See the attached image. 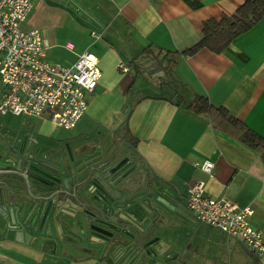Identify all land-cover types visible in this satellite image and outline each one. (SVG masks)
Here are the masks:
<instances>
[{
  "label": "crops",
  "instance_id": "0c3cea01",
  "mask_svg": "<svg viewBox=\"0 0 264 264\" xmlns=\"http://www.w3.org/2000/svg\"><path fill=\"white\" fill-rule=\"evenodd\" d=\"M243 1L34 0L21 27L40 31L48 45L46 59L71 65L88 51L100 76L74 127H58L45 113L43 118L15 115L17 122L0 121V129L34 139L33 150H48L65 166L106 164L126 144L130 161L149 180L147 185L137 177L134 200L153 192L177 203L179 221L172 223L180 231L163 240L178 264H251L243 249L253 264H264V256L236 237L199 222L185 200L187 185L202 180L206 195L251 206L250 222L264 236V162L239 140L240 128L186 105L193 96H204L264 138V17L220 52L206 47L185 52L200 38L205 19L230 14ZM119 62L128 70L119 69ZM204 160L212 161L211 173L193 164ZM238 254L243 262L236 260ZM0 264L111 262L10 235L0 240Z\"/></svg>",
  "mask_w": 264,
  "mask_h": 264
},
{
  "label": "water",
  "instance_id": "95a60500",
  "mask_svg": "<svg viewBox=\"0 0 264 264\" xmlns=\"http://www.w3.org/2000/svg\"><path fill=\"white\" fill-rule=\"evenodd\" d=\"M15 142L18 140L12 135L0 140V215L4 227L14 229L17 221L28 231L32 226H39L43 232L62 226L73 238L87 236L88 229L91 234L95 229L101 233L104 230L106 238L99 241L100 253L109 251L111 264H163L154 259L158 252L152 243L159 237H153L142 249L138 247L141 238L130 231L135 230L139 236L155 231L174 234L177 226L170 223L179 221L176 201L161 200L153 192L134 200L132 187L121 173L122 163L106 169L114 158L106 164L84 161L65 166L40 148L18 147ZM67 170L69 175H63ZM110 230L126 238L122 241L118 235L108 247L106 242L115 235ZM66 248L70 255H86Z\"/></svg>",
  "mask_w": 264,
  "mask_h": 264
},
{
  "label": "built area",
  "instance_id": "2783aa9c",
  "mask_svg": "<svg viewBox=\"0 0 264 264\" xmlns=\"http://www.w3.org/2000/svg\"><path fill=\"white\" fill-rule=\"evenodd\" d=\"M34 0H0V115H30L65 129L75 126L87 110L86 93L100 76L96 57L85 51L71 65L46 59L47 43L36 28L21 24ZM118 68L128 67L119 62ZM211 173L210 160L195 161ZM205 183L193 180L185 189L187 207L202 224L239 239L257 256H264V236L252 226L251 206L238 207L222 197L204 193Z\"/></svg>",
  "mask_w": 264,
  "mask_h": 264
},
{
  "label": "flooded vegetation",
  "instance_id": "af4514ba",
  "mask_svg": "<svg viewBox=\"0 0 264 264\" xmlns=\"http://www.w3.org/2000/svg\"><path fill=\"white\" fill-rule=\"evenodd\" d=\"M8 135H12L13 137H16L18 142H15L14 144L18 147H20V145L23 146H29V148H31V150H33V141L34 139H24L22 137H19L18 135H14L11 134L10 132L7 131H2L0 129V140H6ZM126 144H124L120 150V152H124L125 154L121 153L120 156V152L119 154L117 153L114 156V161L111 162L108 167L106 169H110L112 167H114L117 163L121 164L120 167H123V170L121 173H124V178L127 182V185L132 186L133 184H135V182L137 181V177L141 174V171L139 170L137 164H135V162L130 161L131 158L129 156V154H127L126 151ZM47 152L49 155H51V152L48 150H42ZM143 184L147 183V185H149V180L147 177H143L141 178ZM133 210H136L137 213L141 214V211L139 212L136 207H133ZM139 210H142L139 208ZM143 211V210H142ZM3 216L0 215V240L3 237L6 236H10L12 235L13 237H15L16 239H23V238H27L29 240L30 243L34 244V245H39V246H43L44 248H48V249H52V250H56V251H65L67 252V248L70 250H74L76 252H82V253H86V254H96L99 257L108 260V253L106 252V250H104L103 252L100 253V242H103L102 238H106L105 233L102 231H98L97 229H95L93 231V234L89 233L90 230L88 229V233L87 236H83L81 235L80 237H76L73 238L68 232L67 230H65L62 226H58L57 228H54L53 230H49L48 228L45 229V231L43 232L42 228H40L39 226H32L31 230L28 231L27 229L19 226V222L17 221V223H14V229H9L7 227H4V220L1 219ZM154 218V216L152 217ZM59 219H65L63 217L59 218ZM171 226H177L175 223H170ZM109 229L107 228L108 231ZM111 232H113V237H111L107 242L106 245L108 246V244L111 243V240L113 238H115L116 236L119 235L120 240H124L126 238V236L124 234L121 233H117L113 230H110ZM179 230L178 226L174 229V232L177 233ZM131 234H134V236L136 238H141V240L139 239V241L141 242L140 245L138 247L140 248H145L143 247V245L145 243H147L149 240H151L153 237H159L154 243H152V245L156 246V250H157V255L154 257V259H159L162 260L163 264H178V258H177V254H175V252L171 251L167 245V243L163 240V236L165 235V233L162 234V232L160 231H155L153 234H146L147 236H139L137 232H135V230L131 229ZM174 233V234H175ZM79 236V233H78ZM109 247V246H108ZM107 247V248H108Z\"/></svg>",
  "mask_w": 264,
  "mask_h": 264
},
{
  "label": "trees",
  "instance_id": "16d2710c",
  "mask_svg": "<svg viewBox=\"0 0 264 264\" xmlns=\"http://www.w3.org/2000/svg\"><path fill=\"white\" fill-rule=\"evenodd\" d=\"M262 17L264 0H244L230 14H223L218 19H205L200 38L185 52H193L202 47L220 52L235 36L250 28ZM186 105L195 112H207L214 120L220 119L240 128L239 140L255 150L264 162V138L230 115L224 107L213 106L206 97L200 95L193 96Z\"/></svg>",
  "mask_w": 264,
  "mask_h": 264
},
{
  "label": "rangeland",
  "instance_id": "374dc122",
  "mask_svg": "<svg viewBox=\"0 0 264 264\" xmlns=\"http://www.w3.org/2000/svg\"><path fill=\"white\" fill-rule=\"evenodd\" d=\"M141 80V82H143L144 80H142V79H140ZM149 88H150V86H149ZM153 88V87H152ZM18 119H20L19 117H17V116H15V115H12V114H9V113H7V114H5V115H0V121L2 122V121H14V122H17V120ZM22 119V118H21ZM30 119H32V118H30ZM58 127H60V126H58ZM63 128V127H62ZM163 234V233H162ZM243 249V248H242ZM243 251H244V253L246 254V255H248L250 258H251V264H253L254 263V259H253V257L251 256V254H248V252H246V250L245 249H243ZM236 260H238V261H242L243 262V258L241 257V255L240 254H238L237 256H236ZM234 264H235V262H234Z\"/></svg>",
  "mask_w": 264,
  "mask_h": 264
}]
</instances>
